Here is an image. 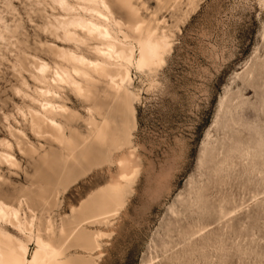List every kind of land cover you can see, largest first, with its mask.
<instances>
[{"label":"rangeland","instance_id":"rangeland-1","mask_svg":"<svg viewBox=\"0 0 264 264\" xmlns=\"http://www.w3.org/2000/svg\"><path fill=\"white\" fill-rule=\"evenodd\" d=\"M135 1L142 20H164L172 49L160 67L131 69L137 124L131 147L117 155L133 150L140 174L113 224L89 227L105 233L95 264H264V0H197L195 9L188 0L164 7ZM50 13L37 0H0V27L34 54L38 41L50 42L42 30ZM13 49L0 38V138L11 141L20 165L0 164V197L12 203L25 192L38 205L41 185L58 178L11 133L22 130L38 143L18 110L29 101L15 91ZM69 95V106L85 118ZM78 125L85 132L84 122ZM236 146L240 152L232 151ZM119 172L111 164L70 179L51 212L55 224Z\"/></svg>","mask_w":264,"mask_h":264},{"label":"bare ground","instance_id":"bare-ground-1","mask_svg":"<svg viewBox=\"0 0 264 264\" xmlns=\"http://www.w3.org/2000/svg\"><path fill=\"white\" fill-rule=\"evenodd\" d=\"M159 1L162 7L167 3ZM37 3L51 10L42 29L50 42L38 41L34 54L26 50L28 42H10V32L0 27V38L7 36L16 52L14 73L20 86L15 91L29 101L25 109L18 110L38 143L31 142L22 130L11 133L19 134L58 180L53 186L41 185L38 205L25 192L19 191L12 203L0 197V264H95L94 255L100 252L105 233L89 227L113 224L140 174L133 150L117 155L122 147H131L137 124L131 69L153 70L163 65L172 49V35L157 16L148 22L142 20L135 0ZM187 3L192 9L198 6L197 0ZM121 11L127 20L118 15ZM18 30L16 27L13 32ZM38 53L48 56L49 61ZM26 76L33 82L32 91ZM69 94L82 105L85 118L69 106L73 101ZM82 121L85 132L78 125ZM42 141L56 143L58 150H46ZM0 146V164L18 168L11 141L0 138ZM232 151L240 149L236 146ZM111 164L120 170L117 177L71 206L56 225L51 212L59 205V195L67 190L70 179ZM30 245H34L32 250Z\"/></svg>","mask_w":264,"mask_h":264}]
</instances>
